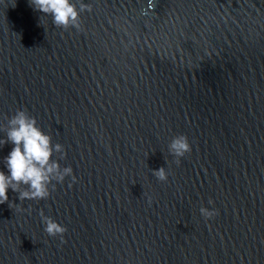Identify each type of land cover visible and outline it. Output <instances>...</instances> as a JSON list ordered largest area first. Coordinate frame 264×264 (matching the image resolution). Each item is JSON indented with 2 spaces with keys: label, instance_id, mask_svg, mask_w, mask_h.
<instances>
[{
  "label": "water",
  "instance_id": "obj_1",
  "mask_svg": "<svg viewBox=\"0 0 264 264\" xmlns=\"http://www.w3.org/2000/svg\"><path fill=\"white\" fill-rule=\"evenodd\" d=\"M70 3L0 0V140L23 110L58 165L8 189L0 264H264V0Z\"/></svg>",
  "mask_w": 264,
  "mask_h": 264
},
{
  "label": "clouds",
  "instance_id": "obj_2",
  "mask_svg": "<svg viewBox=\"0 0 264 264\" xmlns=\"http://www.w3.org/2000/svg\"><path fill=\"white\" fill-rule=\"evenodd\" d=\"M30 5L45 14H51L54 23L67 27L71 22L75 23L78 13L70 0H29ZM11 127L7 132V139L0 143L11 142L14 147L4 158L8 173L0 171V203L8 200L7 191L11 187L13 191L23 183L29 185L31 191L21 193V198H43L46 196L45 182L49 180V174L57 168L56 164H49L51 156L50 137L36 126L33 117L28 116L23 110L16 113L9 121ZM59 150L60 145H57ZM171 148L177 155H183L190 151L191 147L187 137L183 134L174 138ZM65 173L71 169L66 168ZM161 179L164 178L163 169L156 172ZM46 232L55 236L63 234L66 229L59 223L47 219Z\"/></svg>",
  "mask_w": 264,
  "mask_h": 264
}]
</instances>
